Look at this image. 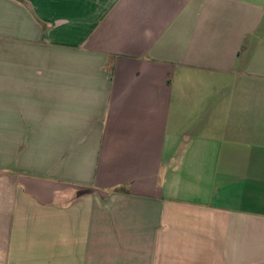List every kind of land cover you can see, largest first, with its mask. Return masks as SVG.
I'll use <instances>...</instances> for the list:
<instances>
[{
	"label": "crops",
	"instance_id": "0c3cea01",
	"mask_svg": "<svg viewBox=\"0 0 264 264\" xmlns=\"http://www.w3.org/2000/svg\"><path fill=\"white\" fill-rule=\"evenodd\" d=\"M0 264H264V0H0Z\"/></svg>",
	"mask_w": 264,
	"mask_h": 264
},
{
	"label": "trees",
	"instance_id": "16d2710c",
	"mask_svg": "<svg viewBox=\"0 0 264 264\" xmlns=\"http://www.w3.org/2000/svg\"><path fill=\"white\" fill-rule=\"evenodd\" d=\"M121 191H127V190H123V189H121Z\"/></svg>",
	"mask_w": 264,
	"mask_h": 264
}]
</instances>
